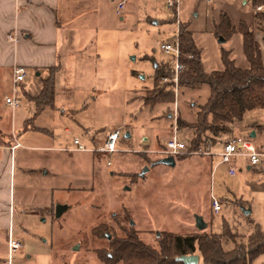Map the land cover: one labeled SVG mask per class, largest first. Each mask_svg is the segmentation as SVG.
Returning <instances> with one entry per match:
<instances>
[{"label":"rangeland","instance_id":"1","mask_svg":"<svg viewBox=\"0 0 264 264\" xmlns=\"http://www.w3.org/2000/svg\"><path fill=\"white\" fill-rule=\"evenodd\" d=\"M255 7L252 0H180L178 9L170 11L163 0H131L120 16L111 17L93 36L92 44L87 46L90 58L84 75L56 82L53 107L45 109L41 117L29 121L33 114L29 118L27 108L34 105L23 96L29 90L18 87L21 105L11 118V111L4 104L10 87L7 91L6 84L0 86L3 138H7L11 126L18 135L27 119L26 126L41 124L51 128L56 140L54 147L63 150L22 148L16 152L17 159L23 156L32 169L42 170V174H58L60 187L72 186L71 191L54 197L52 208L30 209L23 216L17 215L11 236L24 248L11 255V264H45L49 258L51 264H110L109 255L127 256L116 254L113 244L129 233L156 246L161 234H222L223 224L237 235L236 243L245 242L254 224L264 232V189L259 188L264 182L263 170L248 173L244 162L237 160L235 177H229L223 167L210 175L211 159L192 155L176 158L174 167L157 164L164 158L160 152L175 128L188 143L191 131L178 130L176 118L193 122L208 98V86L182 88L180 73L177 85L173 76L158 85L172 84L173 103L148 107L140 98L144 91L154 88L155 64H169L160 44L173 41L176 28L179 33L184 24L201 51L204 72L223 69V51L231 52L236 67L247 68L240 33L225 40L215 34L214 27L219 17L226 14L235 28L243 22L253 24L254 29V16L259 13ZM259 37L256 33L261 47ZM96 53L100 54L98 58ZM254 122L264 124V109L247 112L234 130L248 134ZM117 128L121 129L119 152L98 154L94 157L97 166L92 167V153L73 151L74 139L87 149L100 148L106 135ZM256 132L260 136L251 138L252 143L264 146V131ZM126 133L128 139L124 138ZM233 134L237 136L236 132ZM211 147L206 145L201 150L211 151ZM145 169L148 171L142 175ZM210 194L221 204L218 214L211 209ZM57 204L68 206L59 218L54 216ZM243 210L250 213L244 215ZM196 216L206 223L205 230L195 227ZM0 242L2 262L8 255L4 239ZM223 248L229 251L233 243L223 240ZM252 264H264V254Z\"/></svg>","mask_w":264,"mask_h":264},{"label":"crops","instance_id":"2","mask_svg":"<svg viewBox=\"0 0 264 264\" xmlns=\"http://www.w3.org/2000/svg\"><path fill=\"white\" fill-rule=\"evenodd\" d=\"M120 1L0 0V86L6 84L7 91L9 87L11 91V72L14 67H24L30 71V76L20 86L22 91L29 90L23 92L26 99L27 95H37L40 92L41 79L46 78L49 68H58L54 76L55 84L64 79L76 80L83 76L90 58L86 54L87 46L92 44L93 36L98 34L99 28L106 25L111 17L120 16L131 0L125 3L121 12L117 8ZM9 36H14L16 41L10 40ZM261 47L264 61V45ZM96 56L98 58L100 54L96 53ZM10 111L13 118L15 110ZM34 111L33 106L27 108L29 118L33 114L29 121L36 118ZM44 113L45 110L37 118ZM27 121L24 119L23 128L18 135L13 126L7 138H3L4 134L0 133V239L5 241L7 255V238L19 217L17 215L23 216L30 209H50L54 206V197L72 189L71 184L59 186L56 180L60 177L58 174H42V170L32 169L23 156L17 159L16 152L22 148L42 152L63 151L54 147L56 140L51 128L41 124L29 127L26 126ZM234 132L249 137L251 133L244 134L240 130ZM252 132L253 138L260 136L255 130ZM218 144L220 145L211 147L213 152H218L223 142ZM92 155L94 167L97 166L94 164V157L98 154ZM210 159V175L220 167L225 170L223 165H218L217 158ZM244 168L248 173L258 171L248 169L245 163ZM259 188L264 189V182ZM45 264H51V259L45 261Z\"/></svg>","mask_w":264,"mask_h":264},{"label":"trees","instance_id":"3","mask_svg":"<svg viewBox=\"0 0 264 264\" xmlns=\"http://www.w3.org/2000/svg\"><path fill=\"white\" fill-rule=\"evenodd\" d=\"M253 6L264 5V0H252ZM255 28L253 24L239 23L235 28L228 16L222 14L215 25V34L225 40L236 32L242 37V50L248 62V67H236L230 51H223L221 61L223 69L220 71L204 72L201 66V51L194 43L193 35L187 26L181 25L178 33L181 62L185 69L181 72L179 86L195 88L198 85H207L209 95L206 102L199 107L195 120L185 123L176 118L178 130L191 131L188 140L190 151H199L206 145L213 146L226 142L232 136L235 127L243 122L247 112L255 109H264V61L256 33L264 45V11L256 13ZM57 67L48 69V76L41 79V89L36 96L27 99L33 103L34 118L47 108H52L55 95L54 76ZM173 75L170 64L161 63L154 67L153 87L144 91L141 98L143 105L153 107L158 104L174 102L172 84L158 87L163 78ZM253 130L264 131V125L254 122L250 125ZM183 158L182 156L175 157ZM185 158V157H184ZM263 170L264 167L253 170ZM212 209V208H211ZM213 211V210H212ZM222 234L206 233L193 235L161 234L156 246H150L141 241L137 234L129 233L126 238L113 244L117 254L127 256H108L110 264H183L177 259L181 256H191L198 253L199 264H252L260 255L264 254V232L258 225H253L252 232L245 242L236 243L237 235L232 233L223 224ZM223 240L233 243V248L225 251Z\"/></svg>","mask_w":264,"mask_h":264},{"label":"built area","instance_id":"4","mask_svg":"<svg viewBox=\"0 0 264 264\" xmlns=\"http://www.w3.org/2000/svg\"><path fill=\"white\" fill-rule=\"evenodd\" d=\"M129 0H121L118 4V11L121 12L124 9L125 3ZM209 3H213L215 0H207ZM164 7L170 11L178 9L180 0H163ZM175 9V10H174ZM264 11V5L255 7V12ZM13 42L16 41L14 36L8 37ZM160 51L169 58V64L173 70V83L177 85L179 74L184 70L185 66L181 62V54L179 48L178 31L176 32L173 41L162 42L160 44ZM30 76V71L24 67H14L11 72V91L8 96L4 98L5 105L11 110H15L20 107L21 102L17 98V88L20 87ZM163 82H167V78L162 79ZM121 129L117 128L108 133L100 148L87 149L81 145L78 139L73 140L74 150L79 153L90 152L92 154H116L118 153L117 143L120 139ZM160 154L165 157H178L182 155L192 156H205L209 158H217L218 165L225 167V172L229 177H235L237 175V160H242L248 169H254L264 167V146H255L251 138L246 135H239L230 137L221 146L218 152L205 151H190L188 149V143L177 133L174 129L173 135L163 145V149ZM110 165V162H107ZM211 208L214 213L221 211V204L212 196ZM23 244L14 239L11 236V232L7 238L8 259L0 262V264H11V255L22 249Z\"/></svg>","mask_w":264,"mask_h":264},{"label":"water","instance_id":"5","mask_svg":"<svg viewBox=\"0 0 264 264\" xmlns=\"http://www.w3.org/2000/svg\"><path fill=\"white\" fill-rule=\"evenodd\" d=\"M224 40H220V42H223ZM254 137V133H250V138ZM124 138L128 139L129 134L126 133L124 135ZM158 165H165L168 167H174L175 166V159L173 157H165L162 158L157 162ZM148 170L145 169L142 173V175L147 172ZM68 209V206L57 204L55 206L54 216L55 218H59L63 212H65ZM250 212L247 210H243L244 215H248ZM131 226H133V223H130ZM195 227L197 230L202 231L206 229V223L203 221L202 217L196 216L195 217ZM177 261L183 263V264H199V257L197 255H191V256H181L177 259Z\"/></svg>","mask_w":264,"mask_h":264},{"label":"flooded vegetation","instance_id":"6","mask_svg":"<svg viewBox=\"0 0 264 264\" xmlns=\"http://www.w3.org/2000/svg\"><path fill=\"white\" fill-rule=\"evenodd\" d=\"M107 237V240H110L109 236H106ZM110 256V255H109Z\"/></svg>","mask_w":264,"mask_h":264}]
</instances>
